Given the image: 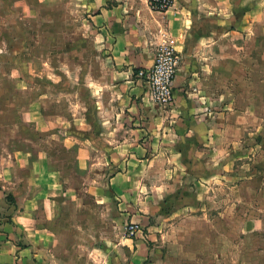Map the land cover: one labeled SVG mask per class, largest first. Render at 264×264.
Returning <instances> with one entry per match:
<instances>
[{
    "label": "crops",
    "instance_id": "obj_1",
    "mask_svg": "<svg viewBox=\"0 0 264 264\" xmlns=\"http://www.w3.org/2000/svg\"><path fill=\"white\" fill-rule=\"evenodd\" d=\"M65 1L93 54L73 72L65 113L46 114L38 94L22 120L52 130L42 142L72 154L58 165L77 184L46 147L0 152V264H147L142 230L126 238L128 223L181 226L217 186L258 182L264 0H171L164 11L150 0ZM164 42L179 57L170 108L136 77Z\"/></svg>",
    "mask_w": 264,
    "mask_h": 264
},
{
    "label": "rangeland",
    "instance_id": "obj_2",
    "mask_svg": "<svg viewBox=\"0 0 264 264\" xmlns=\"http://www.w3.org/2000/svg\"><path fill=\"white\" fill-rule=\"evenodd\" d=\"M82 18L65 0H0V152L36 153L46 147L56 156L52 165L64 168L70 185L77 181L67 165H58V157L69 163L72 154L42 142L52 130L38 132L22 118L38 94L48 115L65 113L74 101L73 72L93 54ZM257 165L250 169L258 182L247 187L235 183L231 190L217 186L203 212L190 216L189 223L154 225L161 232L140 225L151 251L147 264H264V158ZM177 233L181 236L175 239Z\"/></svg>",
    "mask_w": 264,
    "mask_h": 264
},
{
    "label": "built area",
    "instance_id": "obj_3",
    "mask_svg": "<svg viewBox=\"0 0 264 264\" xmlns=\"http://www.w3.org/2000/svg\"><path fill=\"white\" fill-rule=\"evenodd\" d=\"M155 11H164L172 6L171 0H150ZM179 57L174 48L167 42L159 45L153 64L148 69L138 70L136 77L146 84L149 99L158 106L170 108L174 103L173 84L177 73ZM140 225L128 223L123 235L133 238L139 233Z\"/></svg>",
    "mask_w": 264,
    "mask_h": 264
},
{
    "label": "trees",
    "instance_id": "obj_4",
    "mask_svg": "<svg viewBox=\"0 0 264 264\" xmlns=\"http://www.w3.org/2000/svg\"><path fill=\"white\" fill-rule=\"evenodd\" d=\"M174 91V90H173Z\"/></svg>",
    "mask_w": 264,
    "mask_h": 264
}]
</instances>
